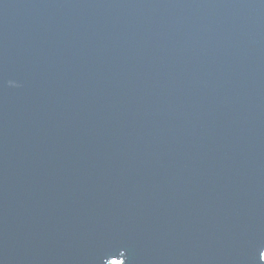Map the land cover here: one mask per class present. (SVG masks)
Wrapping results in <instances>:
<instances>
[{"label": "water", "instance_id": "water-1", "mask_svg": "<svg viewBox=\"0 0 264 264\" xmlns=\"http://www.w3.org/2000/svg\"><path fill=\"white\" fill-rule=\"evenodd\" d=\"M0 264H264V0H0Z\"/></svg>", "mask_w": 264, "mask_h": 264}]
</instances>
